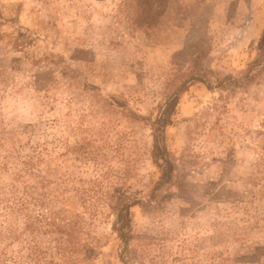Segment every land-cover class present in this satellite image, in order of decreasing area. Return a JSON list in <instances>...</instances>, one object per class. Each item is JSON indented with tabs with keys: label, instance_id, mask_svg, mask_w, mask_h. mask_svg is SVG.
<instances>
[{
	"label": "rangeland",
	"instance_id": "1",
	"mask_svg": "<svg viewBox=\"0 0 264 264\" xmlns=\"http://www.w3.org/2000/svg\"><path fill=\"white\" fill-rule=\"evenodd\" d=\"M262 48L264 0H0V264H264Z\"/></svg>",
	"mask_w": 264,
	"mask_h": 264
},
{
	"label": "trees",
	"instance_id": "2",
	"mask_svg": "<svg viewBox=\"0 0 264 264\" xmlns=\"http://www.w3.org/2000/svg\"><path fill=\"white\" fill-rule=\"evenodd\" d=\"M146 26H151L152 23H148L145 24ZM254 65H260L262 66V69H264V48H262V51L260 52V55L258 57V59H256L255 61L251 62L249 64V69L251 67H253ZM248 69V70H249ZM199 71L203 72L204 74L202 76L197 75L196 73H191L189 75V77L184 81L185 84H181L178 89H176L169 97L168 99L164 102V105H161L159 110V116L156 118L155 122H154V135H153V142L154 145H157L158 143V137L160 136V133L162 135L163 131H161L163 129V127H167L170 124V115L172 112V109L175 105V101L176 99L180 96V94L183 92L184 86H189L192 85L193 83H204L206 85V87L211 90L212 87V83L211 81H209L206 77V71H202L201 69H199ZM183 82V83H184ZM222 82H226V84L228 85H233L236 82L233 81L231 79L230 76H224L220 79H218L217 81V86H222L221 83ZM225 86L221 87L224 88ZM167 180V175H166V170L163 168L161 169V176L158 180V182L156 183V187L158 186H163L165 184ZM27 204V194L24 192L22 193V197H21V206H24ZM127 206H123V208H126ZM30 225H26V228L29 227ZM125 224L120 222V225L118 227H114V231L116 232L117 238L120 241V243L122 245H126V243L128 242L130 235H129V230L125 228ZM43 228L48 229L49 231H56L59 233H63L66 232L65 227L62 226L60 223H57L55 221V219H49L48 222H44L43 223Z\"/></svg>",
	"mask_w": 264,
	"mask_h": 264
}]
</instances>
